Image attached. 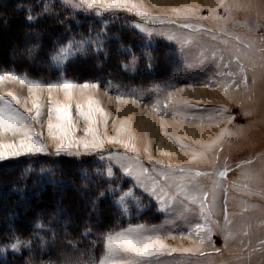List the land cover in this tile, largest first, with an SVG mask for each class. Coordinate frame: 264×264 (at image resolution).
Segmentation results:
<instances>
[{
  "label": "rangeland",
  "instance_id": "obj_1",
  "mask_svg": "<svg viewBox=\"0 0 264 264\" xmlns=\"http://www.w3.org/2000/svg\"><path fill=\"white\" fill-rule=\"evenodd\" d=\"M132 2L153 17L176 23L153 22L129 11H106L101 16L83 13L98 18L104 26L116 22L143 36L135 46L124 48L129 53L128 62L123 63L126 70L152 67L157 61L168 66L161 62L167 53L154 49L158 40H164L176 50L177 59L170 57L176 73L140 86L67 78L77 85H98L75 87L71 99L63 89L47 87L62 79L44 81L28 76L44 85L40 88L5 80L0 83V95L30 118L26 123L46 151L10 157L0 163L28 155H95L92 162L98 176L113 180L121 173L132 180V185L124 189L121 179L110 191L117 203L123 193L132 192L125 206L118 203L127 215L134 208L145 209L142 194L150 196L165 214L159 223L129 226L159 236L167 246L150 264H264V0ZM185 23L193 27H181ZM136 24L146 31L141 32L134 27ZM18 27L11 34L1 19V53H7L13 40L20 37L22 28ZM102 32L99 30L93 38L83 36L70 41L96 40ZM99 39L103 44L101 35ZM90 49H97V45L86 44L83 51L77 50L71 57ZM240 65L243 74H239ZM228 72L236 74L218 75ZM243 75L247 76V86L242 83ZM90 100L92 121L82 118L76 107L81 105L87 113ZM34 104L40 105L39 117ZM66 104L70 105L74 126L66 138L54 139L48 130L50 109ZM51 121L58 122L55 111L51 112ZM90 127L92 133H88ZM53 133L61 136L56 129ZM22 138L0 131L3 144H18ZM84 142L89 144L87 151ZM61 143L67 152H56ZM169 165L190 171H170ZM225 170L226 175L220 176ZM19 241L23 243L15 239L0 245V255L19 253L29 246V241Z\"/></svg>",
  "mask_w": 264,
  "mask_h": 264
},
{
  "label": "trees",
  "instance_id": "obj_2",
  "mask_svg": "<svg viewBox=\"0 0 264 264\" xmlns=\"http://www.w3.org/2000/svg\"><path fill=\"white\" fill-rule=\"evenodd\" d=\"M44 4L49 5L47 12ZM28 15L36 19L30 22ZM1 19L11 34L18 26L22 32L7 53L0 52V70L44 81L86 77L139 86L176 73L170 59H177L176 50L164 40H158L154 49L167 53L161 62L168 66L157 61L152 67L126 70L123 63L128 62L129 53L124 48L135 46L143 36L116 22L104 26L98 18L60 0H0V24ZM99 30L103 31L101 50L77 54L61 66L53 62L57 48L72 38H93ZM94 156L28 155L0 163V245L17 238L29 241L19 253L0 255V264H84L89 257L98 261L105 252L102 234L163 219L156 202L139 190L145 209L134 208L127 215L110 191L121 179L124 189L132 180L121 173L113 180L98 176Z\"/></svg>",
  "mask_w": 264,
  "mask_h": 264
},
{
  "label": "snow or ice",
  "instance_id": "obj_3",
  "mask_svg": "<svg viewBox=\"0 0 264 264\" xmlns=\"http://www.w3.org/2000/svg\"><path fill=\"white\" fill-rule=\"evenodd\" d=\"M70 8L73 10L79 9L82 12L92 13L96 16H101L103 12H118V11H129L135 12L136 15L140 16L142 19L151 20L153 22L159 21L160 23H172L175 24V20H161L159 17H153L148 14L146 11L140 10V6L136 3L132 2V0H64ZM44 11L47 12L49 5L44 4ZM98 9V10H96ZM93 10H96L93 12ZM175 11V10H174ZM119 18V17H117ZM28 21H33L36 17L32 15H28L26 17ZM134 27L139 28L141 32L146 31L140 24L134 25ZM181 27L191 28L193 25L185 23L182 24ZM98 34L96 40H81L80 42L70 41L67 45H62L56 49L55 53L52 56V60L55 64L60 65L66 62L67 59L71 57V55L77 50L83 51L84 46L96 44L97 50H101L103 48V44L101 43ZM213 40L216 39L215 36L212 37ZM238 39V37H237ZM191 43V41H188ZM223 43H227V41H223ZM33 49H29V54ZM264 52V49H261ZM213 59L216 58V54H212ZM149 59H151L149 57ZM220 61H223V57H219ZM238 62V58H237ZM226 66V65H225ZM244 73L243 65L239 66V74ZM236 73L228 72V73H218V75H228L233 76ZM5 80H14L18 81L21 84H27L29 88H40L44 85L37 81L31 80L26 74H17L15 71H6L0 70V83L5 82ZM242 83L247 86V76L243 75ZM98 87L96 84H84L77 85L73 81L68 80L67 78L62 79L59 83H49L47 87L49 89L59 88L63 89L71 99V90L75 87ZM9 95H13L9 93ZM13 99L16 97L13 95ZM92 101H89V111L86 113L81 105H77L78 114L84 118L92 121ZM36 109V116H40V105L34 104ZM70 105L63 106H55L53 109H50L49 113V123L48 130L49 135L53 136L54 139H60L61 137H67L73 128V122L70 114ZM55 111L57 123H52L51 121V112ZM97 111L102 112V109H97ZM218 111H226L225 109H218ZM30 119L29 117L24 116L18 110L14 108L12 102L7 100L4 96L0 95V131L6 133H12L14 136L19 134L23 138L19 140L18 144L9 143L3 144L0 143V161L8 159L10 157H16L23 154H34L37 152H45L46 148L42 143L38 142V139L32 135V129L28 126L26 121ZM53 129H56L61 136H55L53 133ZM93 129L90 127L88 129V133H92ZM39 136V134H36ZM110 143H114L116 141L110 140ZM102 144V141H101ZM127 147V145H126ZM84 148L86 151L89 149V144L84 142ZM67 152L68 148H65L63 143L59 144L56 148V152ZM103 158V157H102ZM138 159V157H137ZM251 163V161H249ZM239 166V165H238ZM163 167V166H162ZM170 171H190V169L179 168L172 169L171 165L168 166ZM108 175H111V169L108 170ZM130 171V170H129ZM146 171V170H143ZM103 175V174H102ZM162 175H164L162 173ZM196 175H208V173H200L197 172ZM220 176L226 175V170L219 173ZM164 178L167 179V176L164 175ZM104 193H100V196H103ZM132 192L123 193L120 196L118 203L123 207L126 205V198L132 197ZM207 194H204V199L206 200ZM202 206V205H201ZM197 229H200V225L197 224ZM90 229L85 233V235L90 234ZM210 231V229H209ZM101 243L105 249L104 254L97 261L93 257H89L88 261L84 262V264H150L153 259L162 254L163 250L167 247L159 238V236L155 235H146L144 234L139 227H128L126 229L119 230H111L104 234H102ZM17 243H23L19 241L17 238ZM93 243V247H95V242ZM203 243V240H201ZM13 248L17 247V244L11 245ZM170 251H175L172 249ZM184 252L192 251L191 249H184ZM203 255L204 253L201 252Z\"/></svg>",
  "mask_w": 264,
  "mask_h": 264
},
{
  "label": "crops",
  "instance_id": "obj_4",
  "mask_svg": "<svg viewBox=\"0 0 264 264\" xmlns=\"http://www.w3.org/2000/svg\"><path fill=\"white\" fill-rule=\"evenodd\" d=\"M150 197V196H149ZM151 198V197H150ZM153 200V199H152ZM157 204V203H156ZM158 206V210L163 214V219H164V217H165V214L160 210V208H159V205H157ZM162 219V220H163ZM159 222H161V221H159ZM159 222H156V223H159ZM156 223H138V224H144V225H153V224H156ZM138 224H134V225H130V226H136V225H138ZM129 227V226H128ZM128 227H126V228H128ZM126 228H123V229H126Z\"/></svg>",
  "mask_w": 264,
  "mask_h": 264
}]
</instances>
